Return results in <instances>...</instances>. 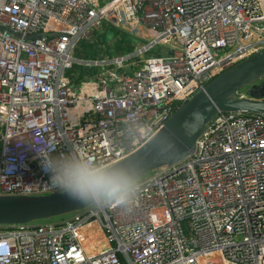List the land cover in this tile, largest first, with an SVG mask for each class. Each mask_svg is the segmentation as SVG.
Wrapping results in <instances>:
<instances>
[{
	"label": "built area",
	"instance_id": "built-area-1",
	"mask_svg": "<svg viewBox=\"0 0 264 264\" xmlns=\"http://www.w3.org/2000/svg\"><path fill=\"white\" fill-rule=\"evenodd\" d=\"M103 23L134 51L75 59ZM262 51L264 0H0V197L62 192L36 149L123 161ZM139 180L127 204L0 227V264H264V115L216 113L184 163Z\"/></svg>",
	"mask_w": 264,
	"mask_h": 264
},
{
	"label": "water",
	"instance_id": "water-1",
	"mask_svg": "<svg viewBox=\"0 0 264 264\" xmlns=\"http://www.w3.org/2000/svg\"><path fill=\"white\" fill-rule=\"evenodd\" d=\"M263 80L264 51L238 62L216 76L182 104L149 142L114 166L131 167L141 161L143 170L137 174V181L160 167L184 163L216 113L242 112L264 115V101L239 99L236 95L238 91L254 87ZM164 135L172 137L176 150L161 156L156 153L154 146L159 137ZM93 204L74 201L64 192L35 197H0V227L61 216Z\"/></svg>",
	"mask_w": 264,
	"mask_h": 264
},
{
	"label": "clouds",
	"instance_id": "clouds-1",
	"mask_svg": "<svg viewBox=\"0 0 264 264\" xmlns=\"http://www.w3.org/2000/svg\"><path fill=\"white\" fill-rule=\"evenodd\" d=\"M154 148L163 156L175 151L176 145L170 135H164ZM36 152L49 183L74 201L124 205L137 193L136 176L143 170L141 161L131 167H117L93 162L74 150L53 153L40 148Z\"/></svg>",
	"mask_w": 264,
	"mask_h": 264
},
{
	"label": "trees",
	"instance_id": "trees-1",
	"mask_svg": "<svg viewBox=\"0 0 264 264\" xmlns=\"http://www.w3.org/2000/svg\"><path fill=\"white\" fill-rule=\"evenodd\" d=\"M134 51L129 36L110 24L103 23L100 32L90 41H82L74 51L75 59L94 61L100 57H115ZM75 70L85 74V70L75 66Z\"/></svg>",
	"mask_w": 264,
	"mask_h": 264
},
{
	"label": "rangeland",
	"instance_id": "rangeland-1",
	"mask_svg": "<svg viewBox=\"0 0 264 264\" xmlns=\"http://www.w3.org/2000/svg\"><path fill=\"white\" fill-rule=\"evenodd\" d=\"M255 85L258 86V88H260V87L262 86V83H260V81H259V82L256 83ZM262 96H264V94L261 95V96H259V97H257V98H255V99H259V98H261ZM151 174H152V172H149V173L145 174L144 176H142V177L140 178V180H145V179H147L148 177H150ZM140 180H139V181H140ZM86 208H87V207L82 208V209H80V210H78V211H75V212H72V213H67V214L61 215V216H55V217H51V218L43 219V220H36V221H33V224H38V223H41V222H43V223H48V224H49V223H50V224L58 223V222H60V221H62V220H67V219L72 218L75 214H78V213L82 212V211L85 210ZM3 230H4V228H0V231H3Z\"/></svg>",
	"mask_w": 264,
	"mask_h": 264
},
{
	"label": "flooded vegetation",
	"instance_id": "flooded-vegetation-1",
	"mask_svg": "<svg viewBox=\"0 0 264 264\" xmlns=\"http://www.w3.org/2000/svg\"><path fill=\"white\" fill-rule=\"evenodd\" d=\"M262 83V86L258 88V86L254 85V87H249L247 90H245V93L247 96L251 98H257L264 94V81H260Z\"/></svg>",
	"mask_w": 264,
	"mask_h": 264
}]
</instances>
